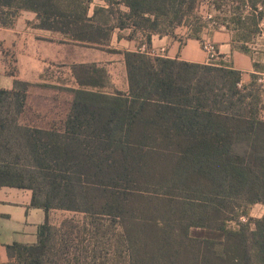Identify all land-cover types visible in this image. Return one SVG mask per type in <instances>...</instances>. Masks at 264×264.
<instances>
[{
    "label": "trees",
    "instance_id": "trees-1",
    "mask_svg": "<svg viewBox=\"0 0 264 264\" xmlns=\"http://www.w3.org/2000/svg\"><path fill=\"white\" fill-rule=\"evenodd\" d=\"M94 1L0 0V16L30 12L36 27L82 43L104 44L114 28L129 27L145 32L148 43L181 25L200 38L194 16L201 0H98L104 4L90 15ZM210 6L244 29L237 41L260 31L264 0ZM124 58L127 94L104 91L103 67L71 66L77 88L60 132L18 124L30 83L15 79L12 90L0 88V189L31 190L30 206L45 212L36 242L7 245L9 260L1 264L49 263L53 209L119 219L129 264H264V215L250 222L246 210V224L224 215L238 200L264 204L257 77L244 84L228 65L139 52Z\"/></svg>",
    "mask_w": 264,
    "mask_h": 264
},
{
    "label": "crops",
    "instance_id": "crops-1",
    "mask_svg": "<svg viewBox=\"0 0 264 264\" xmlns=\"http://www.w3.org/2000/svg\"><path fill=\"white\" fill-rule=\"evenodd\" d=\"M93 7L92 5L90 15L93 13ZM224 19L226 23H222ZM229 19L230 16H214L212 21L202 20L199 39L189 37L190 25H181L170 35H152L151 42L148 43L145 32L129 27L114 28L109 41L104 44H92L72 40L59 32L38 28L36 16L34 20L26 22L30 32L15 30L17 18L12 25L0 27L4 31L6 44L9 43V47L13 48V61L10 63L13 65V72L8 73V65H5L7 61L0 62V78L12 79V86L0 88L12 90L15 79L30 83L18 124L60 132L63 131V123L72 107L73 94L70 90L77 88L70 74L72 65L95 63L103 67L109 76V84L104 91L111 94L114 90H120L127 94L129 81L125 52H139L151 59L163 57L207 64V54L201 49L200 43L202 38H209L218 51L213 64L228 65L241 72L244 84H249L255 75L257 84L263 90L261 100L264 105V88L258 83L259 79L264 81V18L259 24L260 31L248 42L237 41V34L244 29L228 23ZM34 43L44 45V56L37 65L28 49L33 47ZM143 44L146 45L144 51L141 50ZM242 45L247 47L248 52L239 48ZM56 66L66 69V82L50 81L51 76L47 74L51 71L50 68ZM55 73L61 74L60 71H54ZM60 78L61 76L57 77ZM261 117L264 119V110ZM31 198L32 191L28 189H0V264L9 260L7 245L15 242H36L37 229L45 220V212L32 208Z\"/></svg>",
    "mask_w": 264,
    "mask_h": 264
},
{
    "label": "rangeland",
    "instance_id": "rangeland-1",
    "mask_svg": "<svg viewBox=\"0 0 264 264\" xmlns=\"http://www.w3.org/2000/svg\"><path fill=\"white\" fill-rule=\"evenodd\" d=\"M101 4L98 0L93 2V6ZM103 5V4H101ZM218 14V13H216ZM202 14L198 11L194 17L198 22H202ZM18 18V20H17ZM35 16L28 12H22L18 16H0V27L3 21L12 25L17 20L14 29L21 32H30L26 22L34 20ZM195 20V18H191ZM0 29V62L5 63L8 73L13 72L12 55L13 48L6 44L5 34ZM34 43L28 48L30 56L35 65L40 63L44 56V45ZM47 75L51 76V82H66V69L58 66L50 68ZM60 71L61 74H54ZM57 76L60 79L54 78ZM12 79L8 77L0 78V87L11 88ZM248 212V215L244 211ZM224 215L227 220L233 221L243 215L248 216L250 222L262 218L264 215V204L257 203L247 207L243 201H235L225 208ZM244 216V217H246ZM239 219V222L246 224V221ZM51 224L56 228V236L49 252L48 264H129V251L127 242L122 237V225L120 220L112 219L106 215H91L83 212H73L67 210L53 209L50 212ZM235 224H233L234 226ZM253 227V226H252Z\"/></svg>",
    "mask_w": 264,
    "mask_h": 264
},
{
    "label": "built area",
    "instance_id": "built-area-1",
    "mask_svg": "<svg viewBox=\"0 0 264 264\" xmlns=\"http://www.w3.org/2000/svg\"><path fill=\"white\" fill-rule=\"evenodd\" d=\"M199 12L202 14V20L212 21L215 11L210 6V0H201V4L199 6ZM201 49L207 54V64H213V61L218 55L217 48L215 44L209 38H202L201 39ZM146 45L143 44L141 50L144 51ZM259 84H262L264 88V81L262 79L258 80ZM242 221H246L243 217L241 218Z\"/></svg>",
    "mask_w": 264,
    "mask_h": 264
}]
</instances>
